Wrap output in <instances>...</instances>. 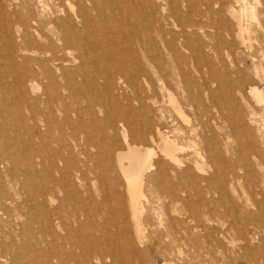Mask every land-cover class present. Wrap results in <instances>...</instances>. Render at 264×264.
<instances>
[{"label": "bare ground", "instance_id": "1", "mask_svg": "<svg viewBox=\"0 0 264 264\" xmlns=\"http://www.w3.org/2000/svg\"><path fill=\"white\" fill-rule=\"evenodd\" d=\"M79 1L98 4L100 0ZM206 1H211L212 8L219 4L213 11L217 17L212 20L213 34L228 40L233 53H239L243 61L249 59L254 66L253 78L264 82V72L258 70L264 66V44L259 42L256 50L252 42L258 41L253 25L264 34V22L260 19L264 17V0ZM70 7L69 0H0V11L5 10L6 18L0 19V36H11L13 30L23 44L36 46L33 50L19 47L14 52L11 43L4 41L2 48L11 64H15V56H18L24 69L23 76L16 78L22 97L17 115L24 125L21 139L24 169L18 168L17 173L23 194L28 193L31 171L34 180L32 206L26 199L24 207H31L34 212L27 217L31 226L27 232L32 234L28 240L32 242L35 256L32 261L19 264H35L34 261L38 264L39 259L40 264H133L134 260L145 258V246L149 244H146L144 229L146 226L154 228L155 216L158 217L157 228L162 224L160 190H167L170 195L175 193L167 165L169 163L174 170L180 168L178 153L184 150L183 141L190 144L188 147L194 156L209 153L214 171L207 180L209 189L218 199L207 200V205L226 202L229 189H234L224 177L230 165L227 167L223 158L222 144L226 152L237 153L236 161L248 171L247 178L255 179L253 186L264 191V122L255 123L254 117L258 109L264 114V87L259 89L251 77H244L240 82V85L250 86L254 106L247 105L250 108L248 119L250 124H257L256 127H247L241 120L243 116L226 105L233 97L232 90L226 91L220 84L222 106H217L210 92L212 107L206 112L195 110L194 121L185 115L179 100L168 93L173 118L166 123V130H162L165 126H161L160 119L154 122L144 115L156 102L137 94L140 91L137 81L145 75L142 68H134V72L129 73L128 68L119 67L126 81L112 83L105 75L111 69L109 66L88 63L85 57H80L81 63L77 66H64L68 60L60 57L61 52L66 53L69 46H83L90 32L86 8ZM9 14L14 18L12 22L7 21ZM27 51L32 57L21 55ZM34 81L38 82L37 87ZM185 84L189 89L187 82ZM24 86L34 94L30 109L26 103L30 99L26 95L29 92ZM192 106L190 103L189 107ZM216 113L226 128L234 117L233 123L240 129L238 133L242 132L246 138L245 145L238 147L236 153L228 150V136L223 132V124L215 120ZM29 121L34 124L33 143L25 137L30 129ZM142 141L150 142L151 146L141 145ZM193 164L196 170L204 171L198 161ZM171 207L175 213L177 209ZM108 212H114L116 217L127 213L128 221L117 225L116 219L104 217ZM194 212L193 218L198 217L197 211Z\"/></svg>", "mask_w": 264, "mask_h": 264}, {"label": "rangeland", "instance_id": "2", "mask_svg": "<svg viewBox=\"0 0 264 264\" xmlns=\"http://www.w3.org/2000/svg\"><path fill=\"white\" fill-rule=\"evenodd\" d=\"M69 3L74 10L86 8L90 32L83 40V46H69L66 53L61 52L60 57L68 60V63L60 65L74 67L81 63V56L85 57L88 63L109 66L111 69L105 75L112 83L126 81L119 67L128 68L129 73H133L134 68H142L145 75L142 80L137 81L140 84L137 94L156 102L153 108L146 109L144 115L154 122L160 119L161 126H165L162 130H166V123L173 118L168 93L179 100L185 115L194 121L196 111L206 112L212 107L210 92L217 106H222L219 89L223 85L226 91L232 90L230 95L233 96L226 105L233 112H239L240 117L243 116L241 120L246 122L247 127H256L255 123L264 122L263 111L258 109L254 116L255 123L250 124V108L247 105L253 107L254 101L250 96L249 84L240 85L244 77H251L254 83L257 82L259 89H263L264 82L253 78L254 66L249 59L243 61L239 53H233V46L228 40L219 34H213L212 20L217 18L213 11L219 8V4L212 8L211 1L206 0H100L98 4L93 1L69 0ZM4 13L5 10L0 11V19L6 20ZM13 19L11 14L7 16L8 22ZM260 19L264 22V17L260 16ZM252 28L257 30L255 37L258 41H252L256 49L259 42L264 44V34L255 25ZM4 41L11 43L14 52L19 47L33 50L36 46L23 44L13 30L11 36H0V264H19L26 260L32 261L35 256L32 242L28 240L32 234L27 232L31 228L27 217L34 212L31 207H24L26 199L32 206L34 180L31 171L27 182L28 193L23 194L18 168L24 169L21 153L24 125L17 115L22 97L19 96L20 87L16 78L23 76L24 69L18 56H15L14 65L6 58ZM216 45L219 50H215ZM21 55L32 57L30 51L22 52ZM257 55L261 57L259 51ZM29 61L33 65L32 58ZM88 69L91 70V67ZM258 70L263 73L264 66H260ZM29 71L30 69L27 72ZM184 81L190 86L189 89ZM34 83V87H37L38 82ZM146 85H150L149 89ZM25 88L27 89L26 86ZM26 95L30 98L26 101L30 109L34 104L31 99L34 94L30 91ZM190 103H193L192 107H189ZM218 115L214 114L215 120L224 126ZM231 119L230 127L224 126L223 132L228 136V150L236 153L238 147L245 145L246 138L242 132L238 133L240 129L233 123L236 119ZM178 123L182 126L184 124L180 120ZM27 124L30 129L25 137L33 143L34 124L32 121ZM140 144L151 146L148 141ZM181 145L184 150L178 153L180 168L174 170L169 163L167 165L168 178L176 187L175 193L170 195L167 190H160L162 226L157 228L158 217L155 216L152 219L154 228L145 227L144 236L146 244H149L145 246L146 257L132 263L264 264L263 189L253 186L255 179L247 178L248 171L236 161L237 153L226 152L225 145L222 144L220 149L223 158H226L227 167L230 165L224 177L227 183L233 184L234 189H229L226 202H215L216 206L207 205V200L218 199V195L209 189L207 180L214 171L208 158L209 153L202 152V156H194L187 141L181 142ZM118 147L123 149L120 144ZM193 161L202 164L204 171L196 170ZM175 196L178 201H175ZM172 205L177 209L175 213L171 210ZM194 211H197L198 217L193 218ZM104 217L116 219L117 225L128 221L127 213L125 218L119 214L116 217L114 212H108ZM112 226L113 222L109 227ZM129 233L133 236L132 230ZM39 246L44 249L42 245ZM41 262L39 259L38 264ZM34 263L37 264V261Z\"/></svg>", "mask_w": 264, "mask_h": 264}]
</instances>
